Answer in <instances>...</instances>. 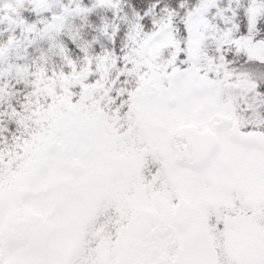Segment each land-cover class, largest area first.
<instances>
[{
    "label": "snow or ice",
    "instance_id": "1",
    "mask_svg": "<svg viewBox=\"0 0 264 264\" xmlns=\"http://www.w3.org/2000/svg\"><path fill=\"white\" fill-rule=\"evenodd\" d=\"M0 264H264V0H0Z\"/></svg>",
    "mask_w": 264,
    "mask_h": 264
}]
</instances>
